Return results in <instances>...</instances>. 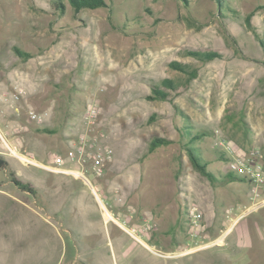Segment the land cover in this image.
Listing matches in <instances>:
<instances>
[{
  "label": "rangeland",
  "instance_id": "obj_1",
  "mask_svg": "<svg viewBox=\"0 0 264 264\" xmlns=\"http://www.w3.org/2000/svg\"><path fill=\"white\" fill-rule=\"evenodd\" d=\"M104 1L105 8L76 13L68 0H0V90L17 83L27 91L18 103L20 121L8 111L3 123L25 126L19 132L28 148L46 163L51 152H64L86 131L84 111L98 104L101 114L91 133L105 135L113 162L92 184L111 211L124 217L131 209L132 225L139 228L146 219L152 230L158 226L156 212L178 209L180 225L171 231L177 244L165 240L160 229L154 237L144 233L145 239L159 244V251L177 254L188 239L181 226L184 210L194 203L202 212L205 235L213 241L202 250L223 246L229 227L245 225L247 216L241 211L249 204L248 184L212 188L191 166L186 146L199 147L214 173H231L228 161L216 160L220 141L236 153L259 150L264 160V0ZM14 48L30 57L22 60ZM188 52H214L219 57L202 62ZM171 62L188 65L197 71L196 77L171 69ZM164 79L177 89L166 101L150 100L151 86ZM29 110L46 113L45 120L28 121ZM45 129L56 133H43ZM202 132L213 135L188 144ZM154 138L172 143L149 152ZM6 161L0 176L9 179L10 174L24 176L34 170L14 159ZM38 173L44 172L35 168ZM41 174L35 175V182L46 186L48 178ZM80 181L68 201V209H75L68 219L75 220L72 237L80 260L179 264L182 256L152 254L154 260L113 222L97 232L93 193ZM2 234L0 229V264H7L12 254Z\"/></svg>",
  "mask_w": 264,
  "mask_h": 264
},
{
  "label": "crops",
  "instance_id": "obj_2",
  "mask_svg": "<svg viewBox=\"0 0 264 264\" xmlns=\"http://www.w3.org/2000/svg\"><path fill=\"white\" fill-rule=\"evenodd\" d=\"M8 115L18 117L20 114L10 111ZM18 119H21V117L19 116ZM23 127L25 128V126H21L22 129ZM19 138L23 139L24 149L35 157V161L39 164L43 163V156L36 150L34 153L28 148L27 139L23 133H19ZM35 168L43 170L35 166L27 168L34 169L30 174H25L24 176L19 174L20 177L14 175L20 181L28 183L36 189L37 198H34L33 195L26 191L19 190L11 182V179L0 176V229L3 232L1 236L5 249L10 250L12 254L11 259L6 261V263L86 264L83 261L84 257L81 260L79 259L81 258V251L78 248L77 241L72 237V228L75 227V220L71 222L68 219L72 211H75L74 208L68 209V201L70 195L75 190V182L80 180L69 175L53 173L47 170H43L44 173L42 174H35ZM40 174L47 176L48 181L46 186H41L35 182V175L39 176ZM47 174L51 177H48ZM35 184L38 187H35ZM84 184L86 183L84 182ZM92 196L96 203L97 216L99 218V229L97 232H102L108 226L105 224L111 222H107L105 217L102 216L100 201L94 195ZM112 206L114 207L115 203ZM118 206L120 207V205ZM167 210L162 211L161 209L159 214L156 212L155 219L158 222L160 232L164 233L162 237H165V240H172L171 231L175 228L177 230V227L180 225H178L179 211L178 209L172 212ZM182 222L181 226H183L184 220ZM244 223L245 225L242 227L236 226V224L229 227L222 237L224 245L219 247H225V239L231 233H234L236 250H232V256L230 257L233 264H252L251 262L263 264L264 228L261 230L259 226L255 225L251 230L246 219ZM114 227L122 231L116 225ZM122 233L124 232L122 231ZM143 240L146 243L145 238ZM140 244L146 248L143 243ZM73 249L74 252L72 253ZM147 251L149 252V250ZM168 253L171 254L174 251Z\"/></svg>",
  "mask_w": 264,
  "mask_h": 264
},
{
  "label": "built area",
  "instance_id": "obj_3",
  "mask_svg": "<svg viewBox=\"0 0 264 264\" xmlns=\"http://www.w3.org/2000/svg\"><path fill=\"white\" fill-rule=\"evenodd\" d=\"M27 95L24 86L14 83L8 90H0V157L4 159H14L19 165L30 168L40 167L53 173L69 175L75 179L82 180L92 190L93 195L100 201L101 214L107 222H113L130 238L139 243L145 244L147 250L156 256L164 258L187 256L194 254L208 246L213 245L205 235L203 216L200 208L194 203H188L185 207L187 242L179 247L177 254L163 253L154 247H150L143 240L142 232L151 230L152 225L149 220L144 219L142 226L137 228L130 224L134 218V211L127 209L126 215L114 214L108 202L100 195L92 181L102 178L105 175L108 165L113 160V151L104 142L103 133H91V126L101 110L98 104L89 105L84 111V121L86 131L69 143L64 154L51 152L47 163L35 161V157L29 154L23 147V139L19 138V125L9 126L3 123V118L8 111L20 114V103ZM46 113H36L34 110L26 111L25 117L28 121L41 124L46 117ZM219 147L228 157V169L248 184L249 204L241 211L242 215H248L261 207H264V161L259 150L248 154L236 153L231 145L225 141H220ZM109 214V215H108ZM174 255V256H172Z\"/></svg>",
  "mask_w": 264,
  "mask_h": 264
},
{
  "label": "trees",
  "instance_id": "obj_4",
  "mask_svg": "<svg viewBox=\"0 0 264 264\" xmlns=\"http://www.w3.org/2000/svg\"><path fill=\"white\" fill-rule=\"evenodd\" d=\"M183 2H187L186 0H181ZM71 7L74 9V11L77 13L81 10H97L101 8L107 7L104 0H68ZM262 44H264L262 42ZM13 51L15 54L21 58L22 60H27L30 57V54L25 53L21 51L18 48H14ZM188 54L195 59H198L202 62H211L219 57L217 53L214 52H188ZM169 67L175 71H178L182 74L188 75V77L193 78L196 77L197 71L196 70H190L188 65L180 64L177 62H171L169 64ZM177 87L175 86L174 82L169 79L162 80L159 84L152 85L151 86V95L148 97L150 100H159V101H166L170 97L172 92H175ZM20 120V119H19ZM153 120V118H152ZM41 132V131H40ZM43 133H56L55 130H47L45 129L42 131ZM191 129H187V135L189 137L191 136ZM213 133H198L197 135H194L189 139L188 144H192L193 142H196L198 140H201L205 136H212ZM172 141L165 138H154L149 143V152H153L157 148L168 146L171 144ZM32 151V150H31ZM66 151V150H65ZM33 152V151H32ZM61 154H64L63 152H59ZM186 153L188 156V159L190 161L191 166L193 169L202 176L208 184L212 188L222 187L226 186L235 182H246L243 178L238 177L234 173H226V174H220V173H214L208 169L210 162L206 161L203 158V151L199 149V147L195 148L193 146L187 145L186 146ZM216 154V160L220 162H227L228 157L225 154L224 151H215ZM264 163V162H263ZM8 164V161L0 157V168H5ZM11 182L21 191H26L33 195L35 198H37V190L34 189L30 184L24 183L16 178L14 174H10ZM186 201V197H183ZM108 202V201H107ZM112 206V205H111ZM110 207V205H109ZM184 210V209H183ZM127 211V210H126ZM114 214H116L114 211H112ZM247 224L253 229L255 225L259 226L262 230L264 228V207L259 208L255 212L249 214L246 217ZM186 218L184 217V224L182 227H184L186 231ZM130 224H134L133 222ZM135 225V224H134ZM159 229V226H156L151 231L149 230L150 234H153L152 236H157L160 234L159 232H156ZM156 232V233H155ZM143 232L141 233L143 239L146 235H144ZM254 233V232H253ZM164 234V233H161ZM168 234V233H167ZM172 234V233H171ZM175 238H172V240ZM147 240L148 245L154 246V248L158 249L159 244L157 242H153L151 239H145ZM174 244H177L175 240ZM235 234L231 233L226 239V246L225 247H211L199 252H196L191 255L183 256L180 259H178L176 262L184 264V261L188 262V264H195L196 259H198V264H233V262L230 260V257L232 256V250L235 249ZM180 245L179 247H181ZM158 247V248H157ZM159 250V249H158ZM236 250V249H235ZM147 251V250H146ZM148 255L156 260L151 253L147 251ZM236 261V260H235ZM252 264H256V262H251ZM264 264V263H263Z\"/></svg>",
  "mask_w": 264,
  "mask_h": 264
},
{
  "label": "bare ground",
  "instance_id": "obj_5",
  "mask_svg": "<svg viewBox=\"0 0 264 264\" xmlns=\"http://www.w3.org/2000/svg\"><path fill=\"white\" fill-rule=\"evenodd\" d=\"M109 215V214H108Z\"/></svg>",
  "mask_w": 264,
  "mask_h": 264
}]
</instances>
